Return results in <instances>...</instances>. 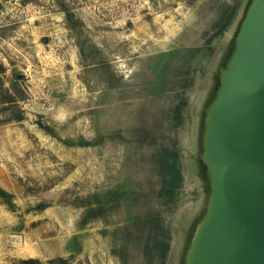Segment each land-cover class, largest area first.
Masks as SVG:
<instances>
[{"label": "rangeland", "instance_id": "374dc122", "mask_svg": "<svg viewBox=\"0 0 264 264\" xmlns=\"http://www.w3.org/2000/svg\"><path fill=\"white\" fill-rule=\"evenodd\" d=\"M250 1L0 0V88L23 91L0 106V264H185L204 114Z\"/></svg>", "mask_w": 264, "mask_h": 264}, {"label": "water", "instance_id": "95a60500", "mask_svg": "<svg viewBox=\"0 0 264 264\" xmlns=\"http://www.w3.org/2000/svg\"><path fill=\"white\" fill-rule=\"evenodd\" d=\"M244 17L213 130L218 199L194 264H264V0H251Z\"/></svg>", "mask_w": 264, "mask_h": 264}, {"label": "bare ground", "instance_id": "6f19581e", "mask_svg": "<svg viewBox=\"0 0 264 264\" xmlns=\"http://www.w3.org/2000/svg\"><path fill=\"white\" fill-rule=\"evenodd\" d=\"M241 25H242L241 31H238L239 33L236 35V38H235V41L237 44H239V46L243 45V43L241 42L244 37V31L246 28L245 27L246 26L245 17L242 20ZM249 36L251 37V32ZM228 52L230 51L228 50ZM231 72H232V62H231V57H230L229 59L225 61L224 65L222 66L220 70L219 78H218L219 83H218V87L216 90L215 98L214 100L211 99L213 101L208 104L205 110V114H204L203 125H202V135H201V151L199 155V161L202 167L204 168L206 175L209 177L211 190H210V195H209V199L207 203V209H206L205 216L203 217V219L197 222L195 226V230L191 237L189 246L186 250L185 264H194L195 256L197 255V248L199 247L200 242L202 241L204 230L207 227V223H206L207 218L209 219V217L211 216L214 203L215 201L217 203V199H218L219 168L216 164V161L213 155L212 139H213L214 125L217 122L222 102L226 96V87H228V85L231 82V77H232Z\"/></svg>", "mask_w": 264, "mask_h": 264}, {"label": "trees", "instance_id": "16d2710c", "mask_svg": "<svg viewBox=\"0 0 264 264\" xmlns=\"http://www.w3.org/2000/svg\"><path fill=\"white\" fill-rule=\"evenodd\" d=\"M229 22H230V17L224 22V24L221 28V31H223L228 26ZM101 67L103 69H106V71H108V69H110V66L107 64L101 65ZM2 69L3 68L0 65V70H2ZM19 80H20V78H15L16 82H18ZM16 86H17L16 84H11L10 88H0V106L1 105H8L9 107H12V108L16 107L17 108V102H18L17 99L23 98V96H21V95H23V91L20 89L19 92L21 94H19L20 96L16 98V96L10 92V91H17ZM14 120L15 121H21L22 120V113H21L20 109H18V113L15 116ZM172 158H173V162L167 168L169 175L171 177V183H170L171 187L175 186L180 181V174H179L178 170L176 169V166L174 163V160H175L174 154H173ZM20 263L21 264H40V262L35 260V259L24 260V261H21ZM48 264H67V262L62 258H57V259L50 260L48 262Z\"/></svg>", "mask_w": 264, "mask_h": 264}]
</instances>
